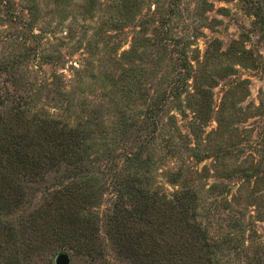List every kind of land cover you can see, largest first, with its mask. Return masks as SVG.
I'll return each mask as SVG.
<instances>
[{"label":"rangeland","instance_id":"obj_1","mask_svg":"<svg viewBox=\"0 0 264 264\" xmlns=\"http://www.w3.org/2000/svg\"><path fill=\"white\" fill-rule=\"evenodd\" d=\"M3 63L0 119L26 129L49 116L90 148L84 165L64 159L24 182L23 213L47 231L32 264H134L110 239L119 175L123 207L134 210L135 189L189 190V218L239 247L225 263L264 264V0H0ZM182 77L195 109L168 101L144 124Z\"/></svg>","mask_w":264,"mask_h":264},{"label":"trees","instance_id":"obj_2","mask_svg":"<svg viewBox=\"0 0 264 264\" xmlns=\"http://www.w3.org/2000/svg\"><path fill=\"white\" fill-rule=\"evenodd\" d=\"M2 65L0 70L3 72L10 67L6 63ZM184 66L188 72L191 65L184 62ZM186 80L187 78L182 77L181 87L174 86L167 90L162 99L149 107L144 124L157 126L155 115L168 101L181 110V113H185L182 108L184 102H188L189 108L195 109L196 106L192 104L195 95L188 93L186 100L181 97L180 90L184 89ZM199 109L196 110L197 119L203 120L208 112L205 108ZM21 114L24 115L25 112L22 111ZM76 132V129H70L63 121L44 115L33 116L26 129L13 123L9 125L0 119V264H32L41 244V237H45L47 231L43 230L36 212L23 213L30 200L28 187L24 182L28 184L37 182L39 177L43 179L50 169L58 166L64 159L84 165L89 159L90 148L73 142L77 138L74 136ZM141 149L140 153L128 155V159L131 162L139 160L142 156ZM119 176L116 179L120 195L113 214L109 216V227L113 231L110 239L130 262L188 264L189 251L195 248L198 258L191 264H227L224 260L230 258V254L226 251L239 249L237 246L231 248L233 238L230 235L221 241L210 238L208 229L203 227L195 215L189 218L192 209L194 212L190 204L195 200L191 198L194 197L191 191L181 189L175 192L174 199H170L166 193L158 190L135 189L136 193L129 198L134 209L131 211L122 206L123 199H128L125 197L130 191L129 186L120 183ZM181 177L179 171L174 181H180ZM138 179L140 187L145 185L144 178ZM59 192L62 194V191ZM177 209L184 211L176 212ZM19 211L21 214L16 215ZM15 215L18 217L17 221V217L13 218ZM39 232L43 235L39 236ZM251 261L250 264H261L259 257Z\"/></svg>","mask_w":264,"mask_h":264},{"label":"water","instance_id":"obj_3","mask_svg":"<svg viewBox=\"0 0 264 264\" xmlns=\"http://www.w3.org/2000/svg\"><path fill=\"white\" fill-rule=\"evenodd\" d=\"M58 263L59 264H67L68 263L67 257L66 256H59Z\"/></svg>","mask_w":264,"mask_h":264}]
</instances>
